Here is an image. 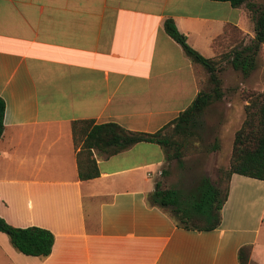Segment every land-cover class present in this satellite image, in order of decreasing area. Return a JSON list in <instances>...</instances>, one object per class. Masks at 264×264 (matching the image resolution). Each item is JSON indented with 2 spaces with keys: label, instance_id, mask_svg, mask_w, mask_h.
<instances>
[{
  "label": "crops",
  "instance_id": "obj_1",
  "mask_svg": "<svg viewBox=\"0 0 264 264\" xmlns=\"http://www.w3.org/2000/svg\"><path fill=\"white\" fill-rule=\"evenodd\" d=\"M167 18L214 60L253 37L243 5L227 1L0 0V217L53 235L39 257L0 232V264H264L263 180L232 173L219 224L194 229L146 201L168 177L156 143L93 152L98 175L77 177L72 120L154 132L200 90ZM259 57L241 86L264 89V43Z\"/></svg>",
  "mask_w": 264,
  "mask_h": 264
},
{
  "label": "trees",
  "instance_id": "obj_2",
  "mask_svg": "<svg viewBox=\"0 0 264 264\" xmlns=\"http://www.w3.org/2000/svg\"><path fill=\"white\" fill-rule=\"evenodd\" d=\"M227 1L231 6L243 5L251 21L253 37L251 42L238 49H233L230 65L239 70L242 78L247 77L256 68V57L260 44L264 43V0H216ZM165 33L180 45L191 62L198 63L208 72V80L213 83L210 93L220 96L218 79L215 77V60L205 58L191 48L185 36L175 27L172 19L162 23ZM208 92L198 91L191 102L171 121L154 132L132 131L112 123H94L91 119H75L70 122V133L75 150L77 177L80 180L94 178L98 175L95 157H108L137 142L158 144L166 161V168L161 176L169 172L167 164L174 160L179 162L181 148L187 145L190 125L200 114L202 108L210 101ZM243 118L234 130L230 153L224 170L226 182L232 173L264 181V91L249 87L240 89ZM4 102L0 97V135L2 132V115ZM170 126L169 133L163 131ZM219 149L215 144L210 151ZM160 180L154 182V189L147 195L146 201L168 212L176 224L184 228L210 229L220 221L219 211L226 197V184L223 190L206 177L179 192L174 188H163ZM200 224H189L190 220ZM0 232L4 233L10 244L25 255L44 257L49 254L53 235L48 230L37 227H14L0 217ZM241 252L239 249L238 253Z\"/></svg>",
  "mask_w": 264,
  "mask_h": 264
},
{
  "label": "rangeland",
  "instance_id": "obj_3",
  "mask_svg": "<svg viewBox=\"0 0 264 264\" xmlns=\"http://www.w3.org/2000/svg\"><path fill=\"white\" fill-rule=\"evenodd\" d=\"M251 39L245 45L249 44ZM232 50L233 48L228 54V50L224 53L222 51L215 60L214 75L218 79L219 97H214L213 93H210L213 83L208 80V72L199 64L200 90L210 94V101L190 125L187 145L180 150L181 160L179 162L171 160L167 164L169 173L162 181L163 188H174L179 192H185L193 187L199 178L206 177L223 190L226 184L223 169L227 165L232 135L243 118L244 101L240 98V89L244 86L239 84L242 80L241 73L230 65L229 56ZM259 58L258 51L256 67L260 63ZM169 131L170 126L163 133ZM212 144H216L219 149L210 151L209 147ZM189 224H200V222L192 219Z\"/></svg>",
  "mask_w": 264,
  "mask_h": 264
}]
</instances>
